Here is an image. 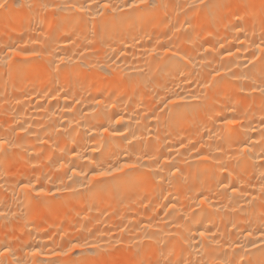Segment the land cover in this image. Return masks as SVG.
Here are the masks:
<instances>
[{
  "label": "bare ground",
  "instance_id": "obj_1",
  "mask_svg": "<svg viewBox=\"0 0 264 264\" xmlns=\"http://www.w3.org/2000/svg\"><path fill=\"white\" fill-rule=\"evenodd\" d=\"M4 3L0 264L264 260V0Z\"/></svg>",
  "mask_w": 264,
  "mask_h": 264
},
{
  "label": "snow or ice",
  "instance_id": "obj_2",
  "mask_svg": "<svg viewBox=\"0 0 264 264\" xmlns=\"http://www.w3.org/2000/svg\"><path fill=\"white\" fill-rule=\"evenodd\" d=\"M201 4H203V0H201ZM6 6L7 5L4 3V0H0V8H5ZM103 7H108V5L104 4ZM204 7L205 8L219 7V5H214V6L204 5ZM257 47L260 48L261 52H264V42H262L261 45H257ZM0 52H2V50H0ZM229 55H231V53H229ZM4 58L7 59V57H4ZM261 61L264 62V57L261 58ZM252 67L255 68L256 65L253 64ZM261 79L264 80V76H262ZM256 90H261V89L254 88V91H256ZM97 103H99V101H97ZM220 119H221V123H224V124L235 125L237 123V121L235 119H224L222 117ZM261 123L264 124V121H261ZM103 131H108V129L104 128ZM233 131H234V129H233ZM4 143H6V141L0 140V146H3ZM71 151H72L73 155H76L75 149H72ZM93 151H95V149H93ZM73 172H75V169H73ZM108 174L109 173H107V172L98 173V175H100V176H104V175H108ZM23 187L28 188V187H30V185H23ZM202 195L203 194H201V196ZM203 202H204L203 199H201V203H203ZM200 235L204 236L205 233L204 232H200ZM0 247H2V246H0ZM76 247H79V245L73 243L72 244V248H76ZM9 251H10V249L4 247L3 250L0 251V256H3L5 254L9 253ZM259 251L264 252V249H260ZM17 264H18V262H17ZM245 264H250V262H245ZM258 264H264V260L259 261Z\"/></svg>",
  "mask_w": 264,
  "mask_h": 264
}]
</instances>
